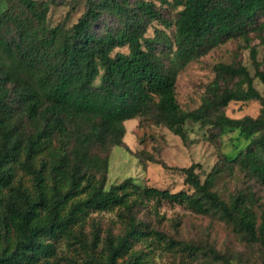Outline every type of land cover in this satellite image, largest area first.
<instances>
[{
    "label": "trees",
    "instance_id": "obj_1",
    "mask_svg": "<svg viewBox=\"0 0 264 264\" xmlns=\"http://www.w3.org/2000/svg\"><path fill=\"white\" fill-rule=\"evenodd\" d=\"M14 1L20 17L10 16L9 30L0 31V264H58L60 240L78 244L74 251L83 255L70 264H148L135 248L148 241H163L189 258L203 252L220 264H239L210 246L175 241L137 218L144 205L157 211L162 203L199 214L219 212L264 255V211L258 218L252 192L219 198L212 190L217 167L203 182L195 172L199 165L181 169L191 194L137 186L131 178L106 187L109 152L121 144L124 122L146 115L183 141L186 122L237 130L248 144L230 162L264 185V98L253 85L254 78L264 85V72L258 71L255 49L250 48L254 76L242 65L216 64L196 109H182L175 94L178 72L207 48L232 36L249 47L248 27L264 16V0H172L179 7L177 48L168 69L147 48L153 42L145 37L148 25L159 19L151 1L140 0L129 10L110 4L122 25L101 35L91 28L105 0H87L86 12L67 30L46 28V2ZM118 48L127 53L115 52ZM254 100L262 102L256 118L224 113L231 102ZM102 212H115L120 229L108 227L101 237L93 222L86 242L85 225Z\"/></svg>",
    "mask_w": 264,
    "mask_h": 264
},
{
    "label": "rangeland",
    "instance_id": "obj_2",
    "mask_svg": "<svg viewBox=\"0 0 264 264\" xmlns=\"http://www.w3.org/2000/svg\"><path fill=\"white\" fill-rule=\"evenodd\" d=\"M46 2L49 10L46 15V28L60 26L70 29L86 12L87 0H36ZM99 1V0H98ZM140 0H105L100 16L94 22L91 30L96 35L105 33L107 28H119L122 24L110 4H119L124 9H132ZM155 4L159 19L148 25L145 37L153 39L147 48L153 52L156 59L168 69L173 64V56L177 45L174 41V18L179 10L170 3ZM104 3V2H103ZM6 8H8L6 10ZM0 31H8L14 18L20 17L19 8L14 0H0ZM249 47L244 46L240 36H232L226 42L206 49L197 60L189 62L181 69L175 79V94L180 107L186 111L194 110L202 103L208 94V86L215 76L214 66L218 63L242 65L254 76L255 67L250 58V48L256 51L258 71L264 72V16L258 15L248 27ZM115 52L127 53V48L115 49ZM1 56V55H0ZM236 80L221 83V88L231 86ZM99 85V79L95 82ZM255 89L264 98V85L254 78ZM262 108L261 101L231 102L224 109L226 116L256 118ZM125 133L119 146L109 152V164L106 175V187L117 184L126 178H131L137 186H147L171 192L188 190L184 185L182 168L199 165L195 170L200 181H204L214 168L220 172L213 181L212 190L219 198L229 199L239 192L254 195L253 209L259 218L264 211V185L251 179L238 166L231 163L237 153L243 150L248 140L240 136L237 130H221L216 126H203L186 122L184 131L186 141L173 134L162 124L157 123L153 115L140 116L124 122ZM137 218L148 224L149 228L164 233L175 241L193 243L199 247L210 246L234 263L264 264V255L257 244L248 243L245 235L237 227L226 221L219 212L210 211L199 214L184 205L162 203L157 211L152 210V204H146L137 211ZM94 219V220H93ZM100 226L102 233L110 227L114 233L120 229V222L115 212L94 213L83 229L82 238L91 240L92 223ZM259 222V219L257 220ZM88 244V243H87ZM87 246V245H86ZM78 244H68L64 240L56 243L57 263L70 264L71 259L81 261L82 254L74 251ZM136 249L142 250L148 264H220L209 255L191 254L190 258L178 250L167 247L163 241H148L136 244Z\"/></svg>",
    "mask_w": 264,
    "mask_h": 264
}]
</instances>
